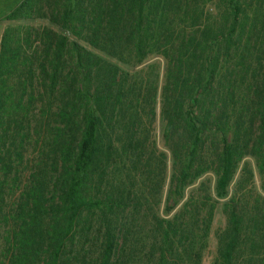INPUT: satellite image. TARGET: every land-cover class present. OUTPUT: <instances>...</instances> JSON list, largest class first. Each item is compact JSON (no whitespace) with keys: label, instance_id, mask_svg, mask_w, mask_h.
Instances as JSON below:
<instances>
[{"label":"trees","instance_id":"trees-1","mask_svg":"<svg viewBox=\"0 0 264 264\" xmlns=\"http://www.w3.org/2000/svg\"><path fill=\"white\" fill-rule=\"evenodd\" d=\"M44 6L24 0L9 19L46 17L66 35L11 26L0 38V264H181L192 197L164 218L162 188L168 213L207 172L226 197L244 156L264 175V0ZM149 55L164 72L158 84L147 67L141 94L130 71ZM142 104L166 152L143 138V174L156 175L140 204L112 170L116 145L138 143ZM226 202L215 264H232L241 234L234 197Z\"/></svg>","mask_w":264,"mask_h":264},{"label":"rangeland","instance_id":"rangeland-1","mask_svg":"<svg viewBox=\"0 0 264 264\" xmlns=\"http://www.w3.org/2000/svg\"><path fill=\"white\" fill-rule=\"evenodd\" d=\"M23 1L0 0V38L4 29L11 26L46 27L55 33L65 34L46 17L9 19L10 14ZM54 1L39 0L40 4H43V12L48 14L49 11L44 5L51 4ZM68 37L72 39V37ZM78 43L90 49L83 41L80 40ZM94 53L107 61H115V59L104 56L102 52L96 51ZM164 62L159 56L149 55L130 71V73L136 75L135 78L133 77L134 82L141 84V94H143V71L147 67L152 66V74L157 73L158 84H160L164 72ZM136 115L140 116L139 123L137 119L135 134L138 143L135 148L131 147V149L125 148V145L124 152L120 149V145H116L117 153L114 157L115 165L112 171L114 181L123 180L125 182L124 187L132 183L135 190L141 195L140 204H143V191L146 193L150 184L155 180L156 175L147 176L146 173L143 174V138H145L144 141L148 137L151 140L153 139L158 150L166 151L161 141V123L156 119L151 128L147 129L143 125V104L139 111L136 112ZM124 132L125 135L123 137L126 136V130ZM115 134V138H117V129ZM144 145L146 146L147 142H144ZM167 162L169 166V158ZM134 165H138L137 169L130 170L129 166ZM169 175L170 172L167 170L164 183H166ZM214 181L215 178L211 172H207L195 179L183 189L182 198L168 213L164 212L167 185L162 188L159 211L164 218L172 217L192 197L191 201L186 204V209L192 211L185 214L183 222L187 225V231L181 242H184L185 248L187 247V253L183 256L181 264H215L218 237L226 227L224 205L230 196L234 197L235 205L242 219L239 244L234 253L232 264H264V175L257 168L256 160L254 157L247 155L237 162L226 197L217 198L215 196L213 191Z\"/></svg>","mask_w":264,"mask_h":264}]
</instances>
